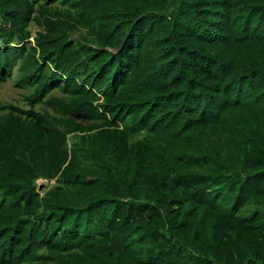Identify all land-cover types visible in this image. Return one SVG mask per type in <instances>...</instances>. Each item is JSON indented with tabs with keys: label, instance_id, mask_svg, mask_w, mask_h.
Segmentation results:
<instances>
[{
	"label": "trees",
	"instance_id": "trees-1",
	"mask_svg": "<svg viewBox=\"0 0 264 264\" xmlns=\"http://www.w3.org/2000/svg\"><path fill=\"white\" fill-rule=\"evenodd\" d=\"M11 77L0 264H264V0H0Z\"/></svg>",
	"mask_w": 264,
	"mask_h": 264
},
{
	"label": "rangeland",
	"instance_id": "rangeland-1",
	"mask_svg": "<svg viewBox=\"0 0 264 264\" xmlns=\"http://www.w3.org/2000/svg\"><path fill=\"white\" fill-rule=\"evenodd\" d=\"M31 29L35 33L39 28L36 25H32ZM33 93L32 88H23L17 84L14 77L9 78L5 81H0V102L4 105H15L21 108H29V101L27 97ZM36 108L47 111L51 115H54L52 110H48L43 104L37 105ZM71 142V141H70ZM54 181L39 180V186L45 185L49 187L53 185Z\"/></svg>",
	"mask_w": 264,
	"mask_h": 264
}]
</instances>
